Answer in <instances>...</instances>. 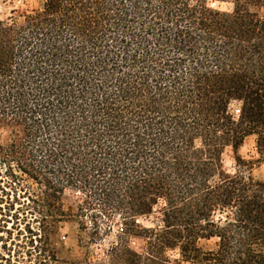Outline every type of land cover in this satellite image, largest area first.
Masks as SVG:
<instances>
[{"label": "trees", "instance_id": "obj_1", "mask_svg": "<svg viewBox=\"0 0 264 264\" xmlns=\"http://www.w3.org/2000/svg\"><path fill=\"white\" fill-rule=\"evenodd\" d=\"M35 1L0 18V264L67 263L61 223L89 249L115 218L78 264H264V0Z\"/></svg>", "mask_w": 264, "mask_h": 264}, {"label": "rangeland", "instance_id": "obj_2", "mask_svg": "<svg viewBox=\"0 0 264 264\" xmlns=\"http://www.w3.org/2000/svg\"><path fill=\"white\" fill-rule=\"evenodd\" d=\"M214 6H219L222 9L231 8L230 4H213ZM36 6L35 0H0V18H8L9 16L16 15L12 13L15 9L18 12H23L27 9H31ZM18 14V13H17ZM238 103H233L231 105V110L237 114L238 113ZM240 154L247 159H257L258 153L256 149V140L254 136L248 137L244 144L239 150ZM223 160L225 168L229 172L235 171V160L234 153L232 148L228 147L224 154ZM253 176L256 179L264 180V162L258 163L255 165L253 171ZM81 195L72 190H66L63 195V203L66 208H72L73 210L77 209L78 204L80 203ZM158 206L155 207V213L149 217H144L140 219V223L145 226H154L155 223L159 222L158 219ZM121 229V221L119 218H115V223L113 227V232L105 240L100 241V243H92L87 249L84 246H81L78 240L79 228L77 222L67 221L63 222L59 228V234L55 238V244L60 248L59 256L61 259L66 260L67 263L63 264H78L82 261L87 255L90 258H101L104 256L105 251L109 245L116 240V235ZM217 238H212L209 240H202L201 245L205 249H213L216 246ZM130 245L137 251L143 252L145 247V242L140 238H131ZM63 246V247H62ZM169 256L171 262L165 264H178L174 260L180 257L177 250L170 251ZM181 264H191L183 262Z\"/></svg>", "mask_w": 264, "mask_h": 264}]
</instances>
